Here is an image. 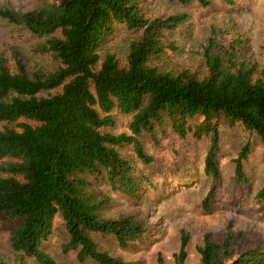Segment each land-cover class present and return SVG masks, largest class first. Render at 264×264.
<instances>
[{
    "label": "trees",
    "instance_id": "16d2710c",
    "mask_svg": "<svg viewBox=\"0 0 264 264\" xmlns=\"http://www.w3.org/2000/svg\"><path fill=\"white\" fill-rule=\"evenodd\" d=\"M0 17L42 37L34 50L58 63L51 71L30 69L17 48L10 55L0 52V215L21 219L8 235L16 258L0 255V264H19L24 256L57 264L42 248L57 216L68 234L62 251H74L78 261L138 264L100 248L92 233L112 235L123 248L139 240L148 223L132 214L103 216L110 197L97 192L95 181L104 179L112 190L139 199L141 181L118 146L131 145L142 162L151 163L154 156L139 135L153 133L165 119L180 136L208 137L203 170L212 179L220 178V118L255 133L264 158V44L258 64L234 54L238 38L224 54V45L209 37L206 69L200 72L168 67L165 60V32L188 18L185 11L153 16L141 0H40L27 10L0 4ZM118 25L138 31L128 41L124 62L105 50ZM212 47L220 49L211 53ZM114 109L132 114L129 132L108 129L116 121ZM249 147L248 137L234 157L238 182L247 180L243 162ZM254 196L264 200V180ZM211 199L208 191L205 207ZM243 233L228 228L220 242L204 232L196 244L200 264H264V238L235 245ZM189 237L182 228L174 264H185ZM157 260L165 264L160 254Z\"/></svg>",
    "mask_w": 264,
    "mask_h": 264
},
{
    "label": "rangeland",
    "instance_id": "374dc122",
    "mask_svg": "<svg viewBox=\"0 0 264 264\" xmlns=\"http://www.w3.org/2000/svg\"><path fill=\"white\" fill-rule=\"evenodd\" d=\"M147 13L153 16L185 11L188 18L177 28L165 32L167 66L175 69L186 67L203 72L204 47L209 37L224 45L222 52L235 39L234 54L261 63L264 44V0H236L227 4L223 0H209L207 5L197 0L181 3L176 0H141ZM40 0H0V4L27 10L39 5ZM138 31L118 25L105 43V50L114 52L125 61L128 41ZM42 37L30 33L21 25H14L0 17V52L10 55L12 47L20 50L30 69L51 71L58 65L49 54L34 50ZM220 48H210L211 53ZM225 54V53H224ZM46 92H44L45 94ZM115 124L108 129L113 132H129L131 113L113 110ZM220 147L216 161L220 178L212 179L203 170V158L209 144L207 136L197 138L191 134L180 136L173 131L169 120L157 126L153 133L142 132L139 137L145 150L154 156L151 163L142 162L132 146H118L123 156L132 161L141 181L142 195L139 199L112 190L110 184L95 181L99 194L109 195L102 206L103 216L112 217L132 214L144 219L149 230L137 241L120 247L114 236L92 233L100 248L125 260H138V264H159L160 254L165 264H174L173 252L180 241V230L189 232L188 256L185 264H200L196 244L204 232L222 242L228 228L242 230L241 237L234 238L235 245L256 244L264 238V200L255 198V192L264 180L263 146L255 133H250L241 123L230 126L224 118L219 120ZM250 138L247 158L243 162L246 181L235 180L234 157L241 145ZM149 178L151 185L141 177ZM210 192L211 203L205 207L202 200ZM21 219L0 215V255L8 260L16 258L9 245L8 235ZM68 234L62 220L54 219V229L42 248L57 264H100L87 259L77 260L74 251L63 252L62 244ZM19 264H39L33 257L24 256Z\"/></svg>",
    "mask_w": 264,
    "mask_h": 264
}]
</instances>
